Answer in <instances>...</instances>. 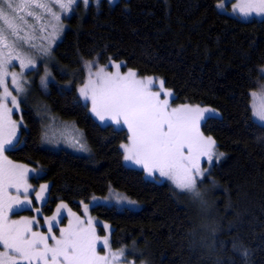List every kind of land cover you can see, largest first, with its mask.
Wrapping results in <instances>:
<instances>
[{
    "label": "trees",
    "instance_id": "1",
    "mask_svg": "<svg viewBox=\"0 0 264 264\" xmlns=\"http://www.w3.org/2000/svg\"><path fill=\"white\" fill-rule=\"evenodd\" d=\"M219 1L77 0L61 14L63 31L44 59L49 79L41 81L42 63L28 70L20 133L6 151L37 168L32 183H49L41 221L60 200L78 211L82 201L112 189L138 208L104 203L90 211L111 225L114 247L132 245L148 264H264V126L250 107V92L264 81V18L228 15ZM94 58L162 78L175 104L218 111L201 123L223 153L198 183L206 204L123 163L127 130L99 125L76 92L83 64ZM63 124L83 133L88 152L67 144L75 134L63 137Z\"/></svg>",
    "mask_w": 264,
    "mask_h": 264
},
{
    "label": "snow or ice",
    "instance_id": "2",
    "mask_svg": "<svg viewBox=\"0 0 264 264\" xmlns=\"http://www.w3.org/2000/svg\"><path fill=\"white\" fill-rule=\"evenodd\" d=\"M75 3L77 0H0V87L3 88V95L0 96V247L3 248L0 251V264H113L125 253L122 249L119 253L99 255L94 221L89 219L85 227L84 221L70 209L68 214L74 220L70 219L66 228H60L59 237L54 235L53 227L59 223L61 210L67 208L66 204L58 205L54 215L44 219V224L48 226L47 233L33 231L34 225L39 227L36 216L18 221L8 218L14 209L31 204L32 201L27 199L30 186L26 181L28 173L36 170L13 164L4 155L15 146L17 122L11 119V114L19 108L17 97L9 91L6 79L10 75L16 92H23L24 82L20 77L23 70L34 67L36 61L22 57L17 49L27 46L28 49L37 50L40 55H46L50 50V44L44 47L34 42L36 27L29 23V18L39 23L44 16L52 17L55 23L52 24L49 39L55 40L62 31L59 24L61 14L67 13ZM83 3L87 6L90 0H83ZM217 6L223 7V4ZM57 7L60 12L54 11ZM237 8L243 16L253 12L262 15L264 0H245L233 6L234 11ZM40 31L43 32L44 28H40ZM13 60L20 61L21 73L8 72ZM114 66L119 69L121 65ZM86 67L89 78L78 89L79 98L91 102L90 111L101 122L110 120L115 125L127 127L128 143L121 145L124 160L142 166L149 176L158 172L160 177L171 180L177 189L191 193L195 199L206 204L203 194L197 189L198 180L203 182L209 171L201 167V158L211 163L213 159L219 160L223 156V153L217 154L215 140L211 136L205 137L200 131L205 114L214 110L188 105L170 107L168 98L171 92L163 89L162 81L161 90L152 91L153 77L136 79V73L131 70L125 75L106 73L107 65L93 73L92 62H88ZM260 71L264 73V69ZM47 75L42 78V83L46 82ZM161 95L165 98L161 99ZM9 97L12 108L6 103ZM253 116L264 122V99L259 105H254ZM44 136L47 138V131ZM70 146L81 152L89 151L81 132L76 133ZM48 187L47 184L40 186V191L36 193L37 200L44 199ZM11 188L17 193L22 189L25 198L9 196L8 190ZM116 200L117 203H136L119 194ZM84 209L87 212L88 205H84ZM36 212L39 213L40 209L37 208ZM104 227L107 229L108 225ZM108 245L109 240L105 237L104 246Z\"/></svg>",
    "mask_w": 264,
    "mask_h": 264
},
{
    "label": "rangeland",
    "instance_id": "3",
    "mask_svg": "<svg viewBox=\"0 0 264 264\" xmlns=\"http://www.w3.org/2000/svg\"><path fill=\"white\" fill-rule=\"evenodd\" d=\"M83 2V0H81ZM108 2H112L114 3L115 1L117 0H107ZM90 2L92 3H97L98 0H90ZM245 0H220L218 4H223V7H218L216 6L217 8H219L220 11L226 13V14H231L237 18H242L244 20H249V19H252V18H257V19H263L264 18V14L262 15H257L255 12H253L251 15L249 16H243L242 14H240L239 12V9L237 8L235 11L233 10V6L234 5H239L241 3H244ZM73 7V6H72ZM54 10H57V11H60L59 8H54ZM39 11V10H38ZM63 15H67L69 14V12L67 13H62ZM29 23L30 24H35V27H36V31L34 32V36L36 37L35 39V43L37 45H40V44H43L44 47H48L49 44H50V50H52L51 48L53 47L52 45L54 44L53 41L54 40H50V36H51V33H52V24L55 23V21L52 20V17L50 16H44L43 19L41 20V22H39L38 24L35 22V21H30L29 20ZM63 25V23H60ZM44 28V31L41 32L40 31V28ZM63 27V26H62ZM64 28V27H63ZM25 31H31V29H25ZM63 31V29H62ZM61 33V31L58 33V36L56 39L59 38V34ZM24 33H21V35H23ZM55 39V40H56ZM52 46V47H51ZM26 50H20L19 49V53L22 57L24 58H32L36 61V65L34 67H29V68H26L23 70V75L20 77V79L24 82L26 79H28L29 77H31V75L29 74L28 70H31V68H36L39 63H42L43 64V69H44V73L46 74L48 71L45 63H44V59L48 57V55H50L51 51L49 50L48 53L46 55H40L37 53V50L35 49H28L27 46H25ZM7 51V50H6ZM88 62H92L94 64V67L91 69V71L93 73H95L99 68L101 67H104V66H108L105 68V72L106 73H111V74H116L117 72H119L120 75H125L127 74L130 70L131 71H134L136 73V79H144L146 77H153L154 78V83L151 85V90L152 91H160L161 90V81L163 82L162 78H159L158 76H148V75H139L133 68L130 69V68H122V61H117V60H114V59H109L108 61L106 62H100L98 59L94 58V59H91V60H88L86 63L83 64V70H84V73H83V78H82V82L77 84L76 86V92H78V95H79V91L78 89L83 86V84L88 80L89 78V70L88 68L86 67L87 63ZM116 64H120L121 66L119 67V69H117L114 65ZM46 67V68H45ZM261 69H264V66L261 67ZM260 69V70H261ZM8 72L9 73H21V67H20V61L19 60H13L12 63L9 65L8 67ZM50 73V71H49ZM260 73H262L260 71ZM51 74V73H50ZM262 75L264 76V73H262ZM94 78V77H93ZM49 79V77H48ZM47 79V80H48ZM46 80V81H47ZM42 81V80H41ZM6 83L8 85V88H9V91L12 93L13 96H16L17 97V102L19 104V101H20V97H21V93H17L13 84H12V79H11V76L9 75L6 79ZM47 82L44 83V85H46ZM24 84L23 83V88L25 89L24 87ZM163 86V89L164 90H168L171 92V97H169V104H170V107L172 108H175V107H179L181 105H188V106H191V107H200V108H208V109H212L214 110L213 112L211 113H206L205 114V117L206 116H210L212 114H218L217 110L214 109V108H209L207 106H202V105H197V104H181V103H178V104H175L173 103V93L172 91L165 87L164 84L162 85ZM256 94L255 96H253V94ZM3 95V88L0 87V96ZM250 96H251V102H250V107L252 109V117L254 118L255 121H257L258 123H260L261 125L264 126V122H261L258 120V118H255L253 116V108H254V105H259L261 103V100L264 99V81L261 83V85L259 86L258 89H256L255 91H251L250 92ZM165 97L163 95H161V99H164ZM83 103H85L86 105H88V111L90 114L91 111V102L90 101H83L82 99H80ZM7 105L9 108H12V103H11V98L9 97L8 100L6 101ZM20 111H21V106L19 104V108L18 110L14 109L12 114H11V119L13 121H16L17 122V128H16V139H15V142L18 140V136H19V133H20V124H19V120L21 119L20 117ZM15 113H17V117L14 115ZM93 118L96 120V122L99 124V125H113L114 127L116 128H125L127 130V133H128V129L126 126L124 125H115L113 124L110 120H106L104 122H101L98 118H96L93 114H92ZM203 121V120H202ZM201 121V123H202ZM201 123H200V131H201ZM62 129V131L60 132V134H62V136H66V134H68L69 132V135L71 134H75L76 135V132H78V130L76 129V127H72L67 125L65 126L64 124L63 125H60V127ZM203 133V131H201ZM68 135V136H69ZM203 135L205 137H208V135L204 134ZM72 136V135H71ZM70 136V139L68 138V140L66 141L67 144L70 143V141L74 138V137H71ZM128 143V138L127 140L123 143V144H126ZM122 145V144H121ZM120 145V146H121ZM122 149V148H121ZM122 152H123V163L128 165V166H131V167H134V168H139L143 171L144 175L148 178H152V179H155L157 181H166L168 182L169 184H171L174 188L175 185L172 183L171 180L165 178V177H160L159 176V173H155L153 176H149L142 168V166L140 165H136L135 163H133L132 161H125L124 160V151L122 149ZM217 152V151H216ZM219 154V153H217ZM5 156L6 155V152L4 153ZM8 158V156H7ZM8 160H10L13 164H20V165H25L27 168L29 169H35L36 171L35 172H29L28 173V177H27V184L30 186V189H29V195L27 196V199L31 200V204H27V205H23V206H20L16 209H18V211H16V215H12L9 214V220H20L21 218H31L33 216H36L38 222H39V227L34 225L33 226V231H41V232H44V233H47L48 232V226L46 224H44V220L41 221V216L43 213L42 212V201L43 200H37L36 199V193L40 191V186L41 185H44V184H49L47 183L46 181H43V180H37L38 182L36 183H32L31 182V177H36L38 175V171H37V168L33 167L32 165L26 163V162H18V161H12L10 158H8ZM215 161H218L216 159H213V161L211 163H209L207 161L206 158H201V167L204 168V169H208L210 170V167H212L213 163ZM208 173V172H207ZM206 173V174H207ZM39 176V175H38ZM198 183H199V180H198ZM198 183H197V189H199L198 187ZM34 189V191H33ZM177 189V188H176ZM178 191H181L180 189H177ZM117 194H119L120 196H126L128 198V200H132V201H135L133 200L132 198H130L129 196L123 194L122 192L120 191H117V190H108L107 194H104V196H98V195H93L91 198H89L87 201H82L81 203V206H80V209L77 211V210H74L73 208H70V206L68 204H66L64 201L60 200L58 201L54 207V210L49 213L48 215H44V219L46 217H51L54 215V213L56 212V209H57V206L60 205V204H66L67 205V208L66 209H62V217L60 218V221L59 223H56L55 226L53 227V234L56 235L57 237H59L60 235V228H66L68 225H69V220L70 219H73V217H70L69 214H68V209L71 210V212L75 213L77 216H79L81 218V220L84 221V226L87 227V221L89 219H91L92 221H94V228H95V235L96 237L98 238L97 239V253L101 256L103 255H107L109 254V252L111 253H119L120 250H125V253H124V256L123 258L121 259H116L113 261V264H148V260L146 259L145 256H142L138 259L137 256H140L141 255V252H139L134 246L132 245H128V246H120V247H114L111 243V236H110V232H111V225L107 222V221H103L101 220L99 217H97L95 214H92L90 209L91 207L94 205V204H111L113 206H116L118 208H122V207H125V208H131V209H136L138 208L139 204L137 203V201H135L136 203L135 204H129L127 203L126 201H122L120 203H117V200H116V196ZM8 195L9 196H19L20 199H24L25 198V195L23 193V190L21 189V191L19 193H17V191L14 189V188H11L8 190ZM105 197H107V199H105ZM84 205H88V209H87V212H85V209H84ZM39 208L40 209V212L37 213L36 212V209ZM15 211V209L13 210ZM41 214V215H40ZM104 225H108V228L106 229L104 227ZM58 230V231H57ZM107 237L108 240H109V245L108 247H105L104 246V238ZM51 243V241H50ZM0 251H3V248H0Z\"/></svg>",
    "mask_w": 264,
    "mask_h": 264
},
{
    "label": "flooded vegetation",
    "instance_id": "4",
    "mask_svg": "<svg viewBox=\"0 0 264 264\" xmlns=\"http://www.w3.org/2000/svg\"><path fill=\"white\" fill-rule=\"evenodd\" d=\"M16 210V209H15ZM13 212H15V211H13ZM12 213V212H11ZM0 248H2V247H0Z\"/></svg>",
    "mask_w": 264,
    "mask_h": 264
}]
</instances>
